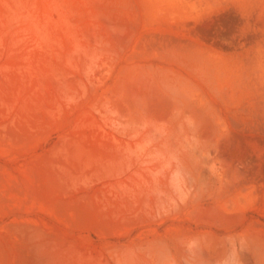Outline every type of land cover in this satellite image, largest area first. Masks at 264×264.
<instances>
[{"label":"rangeland","instance_id":"374dc122","mask_svg":"<svg viewBox=\"0 0 264 264\" xmlns=\"http://www.w3.org/2000/svg\"><path fill=\"white\" fill-rule=\"evenodd\" d=\"M0 264H264V0H0Z\"/></svg>","mask_w":264,"mask_h":264}]
</instances>
